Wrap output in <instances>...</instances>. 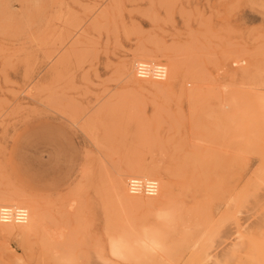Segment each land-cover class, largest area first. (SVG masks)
<instances>
[{"label":"rangeland","instance_id":"obj_1","mask_svg":"<svg viewBox=\"0 0 264 264\" xmlns=\"http://www.w3.org/2000/svg\"><path fill=\"white\" fill-rule=\"evenodd\" d=\"M8 198L40 216L0 219V264H114L173 207L144 264H264V0H0Z\"/></svg>","mask_w":264,"mask_h":264},{"label":"clouds","instance_id":"obj_2","mask_svg":"<svg viewBox=\"0 0 264 264\" xmlns=\"http://www.w3.org/2000/svg\"><path fill=\"white\" fill-rule=\"evenodd\" d=\"M180 210L173 207L170 219L162 220L154 215L157 221L155 226L143 224L137 226L130 224L123 231L114 233V238L119 240L121 257L114 264H144L146 257L163 256L167 251L168 235L175 227ZM57 264H72L71 261H58Z\"/></svg>","mask_w":264,"mask_h":264},{"label":"built area","instance_id":"obj_3","mask_svg":"<svg viewBox=\"0 0 264 264\" xmlns=\"http://www.w3.org/2000/svg\"><path fill=\"white\" fill-rule=\"evenodd\" d=\"M137 71L140 75H147L150 72L153 75H163V70L158 66V68H150L149 65L140 63L137 66ZM130 190L133 192H146V193H155L157 186L156 183L152 180L147 181H137L131 180L129 183ZM26 210L23 208H12V207H1L0 208V219L2 221H15V222H23L26 220Z\"/></svg>","mask_w":264,"mask_h":264},{"label":"bare ground","instance_id":"obj_4","mask_svg":"<svg viewBox=\"0 0 264 264\" xmlns=\"http://www.w3.org/2000/svg\"><path fill=\"white\" fill-rule=\"evenodd\" d=\"M137 56V55H136ZM139 57V56H138ZM145 57V56H144ZM173 64V63H172ZM137 65H139V63L137 64ZM121 177V176H120ZM125 179V178H124ZM137 180V181H141V182H143V181H147L148 179H143V178H131V179H129V181H128V190L130 191V193H132V194H140V193H143V194H146V195H154L156 192H157V189H156V191H155V193H146V192H144V191H142V192H133L132 190H130V187H129V183H130V181L131 180ZM121 181V180H120ZM125 181V180H124ZM152 181H154L155 183H156V186H157V182L155 181V180H152ZM124 183V182H123ZM124 188V187H123ZM158 188V187H157ZM123 190V189H122ZM125 198V197H124ZM0 203H12V200H10L9 198H8V200L7 199H5V200H3V201H1ZM17 203V202H16ZM12 208H15V207H12ZM26 210V209H25ZM26 212H27V210H26ZM28 214L26 213V220L25 221H23L21 224H23V223H28V226H34V225H36L38 222H39V216H40V212H39V210H38V208H37V205H31V207H30V216H29V218H28V216H27ZM27 218H28V221H27ZM2 221V220H1ZM3 222H6V223H10V222H14L13 220H11V221H8V220H4ZM11 225V224H10ZM253 256V255H252ZM148 261V260H147ZM264 261V260H263ZM252 264H256V263H252Z\"/></svg>","mask_w":264,"mask_h":264}]
</instances>
